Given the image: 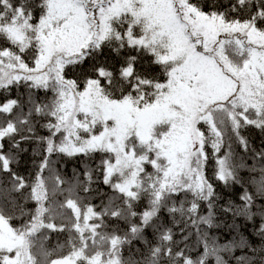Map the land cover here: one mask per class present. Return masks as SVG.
Instances as JSON below:
<instances>
[{
  "label": "snow or ice",
  "instance_id": "1",
  "mask_svg": "<svg viewBox=\"0 0 264 264\" xmlns=\"http://www.w3.org/2000/svg\"><path fill=\"white\" fill-rule=\"evenodd\" d=\"M106 48L118 63L101 59ZM12 88L16 98L0 102V264H226L220 253L231 248L209 235L218 207L237 230L236 217L259 216L264 237V205L255 203L264 147L246 134L264 136V0H0V92ZM26 143L41 157L29 175L17 169ZM97 154L83 180L53 166V156ZM245 168L259 176L255 194L244 188L242 203L219 205L216 182L242 184ZM101 177L113 195L97 206L90 194ZM54 233L67 238L49 247ZM134 241L146 253L133 252ZM195 246L203 252L193 258Z\"/></svg>",
  "mask_w": 264,
  "mask_h": 264
},
{
  "label": "trees",
  "instance_id": "2",
  "mask_svg": "<svg viewBox=\"0 0 264 264\" xmlns=\"http://www.w3.org/2000/svg\"><path fill=\"white\" fill-rule=\"evenodd\" d=\"M225 0H220V3L223 4ZM39 12L37 10V16ZM129 52L125 50L121 55L125 56L128 55ZM135 54V53H131ZM101 59H107L111 63H118L119 58L115 57L114 54L109 50L105 49L103 52V55L101 56ZM149 58L145 57L142 61L143 67H148L149 71H151L154 74L161 75V69L159 66H150L147 64V60ZM141 65H138L140 67ZM87 67V65H85ZM66 75L68 78H75L76 73L72 71H66ZM164 77L161 75V80H163ZM26 89L22 86L19 89V92L24 93ZM49 96L51 93L48 94ZM17 96V90L15 88H12L11 93H4L0 92V102H3L6 98H16ZM45 96V93L43 92H37L38 98H43ZM37 132L39 135L46 136L48 135L47 131L37 125ZM247 135L250 136L251 144L254 148L259 150L261 147H264V136L261 135L258 131L251 130L249 132H246ZM28 149L27 152L23 153L20 157V164L17 166L18 171L23 175H29L30 173L35 172V168L33 166V161L39 162L40 156L39 155H33V150L36 149V151H39V148L35 143H26L24 145ZM234 153L236 154L237 158L244 157V160L246 164L250 167L253 163V161L250 159V154H245L242 149L237 144H233ZM226 151V149H222V152ZM52 160L55 162L54 167L58 170L60 175L66 180V181H72L73 180V171L75 170L78 174H80V179L83 180V172L85 169V166H89L92 168H95L97 164L100 162V155L97 154L93 158L89 159L82 155L68 158L66 156H53ZM214 170V163L210 162L207 168V174L209 177L213 175ZM47 175V173H45ZM240 177L242 178L243 183L242 184H234L231 187H224L219 182H216L217 191L221 194L222 199L219 200V205H226L228 201H233L235 204L242 203L239 200V196L242 195L244 188H247V190L250 193L255 194V185L251 183L252 178L259 179L258 174L251 173L248 171L247 168L241 169L239 172ZM6 179V177H5ZM102 177L100 178V181H98L96 184L93 185V188L96 190V192L101 193V195H96V192H93L90 194V202L93 205L99 206L101 204V201H107L110 196L113 195V192L111 189H109L107 186H105L102 182ZM67 185H64L66 187ZM15 195V194H14ZM85 202H89L86 200ZM256 205H264V198H256L255 201ZM27 207H33L31 203L27 205ZM146 207V201H141L138 205L137 210L141 211ZM203 210L206 212V208L202 206ZM163 220L165 223H167L169 226H171V218L168 216V214L165 212L162 214ZM217 217H218V223L220 224L219 227L212 228L209 230V235L216 238L217 245L224 246L228 245L231 248V251H224L220 254L223 256L224 260L226 261V264H237V260L240 257H251L255 264H259V260L261 257H264V237L257 234L258 229L256 225H259L261 223V219L259 216H257L254 220V222L247 221L244 217H236L235 222L237 225H239V229L231 228L229 225L233 222L234 217L230 213H224L219 210V207L217 208ZM14 224H18L19 221H13ZM110 224L116 223L115 221H109ZM119 227L121 229H126V225L123 222H119ZM175 231L179 232V229H175ZM145 236L149 241H152L155 243V236L151 229H147L145 231ZM67 238V233H60V234H53L51 240L48 242L49 247H54L59 241L60 243H63L65 239ZM177 239H180V236L177 235ZM241 239L245 242V246L238 247L234 246V242H238ZM196 240L195 235H193L189 243L194 245V242ZM139 248L141 253H146L147 248L141 241H134L133 245L131 246V250L134 252L135 249ZM203 247L202 246H195L192 248V256L195 258L196 256L202 254ZM129 253V250L125 249V256H127ZM137 258H139V254L137 255ZM209 264H215V258H211L209 261Z\"/></svg>",
  "mask_w": 264,
  "mask_h": 264
}]
</instances>
